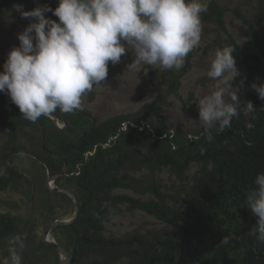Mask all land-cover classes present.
<instances>
[{"label":"trees","instance_id":"obj_1","mask_svg":"<svg viewBox=\"0 0 264 264\" xmlns=\"http://www.w3.org/2000/svg\"><path fill=\"white\" fill-rule=\"evenodd\" d=\"M18 2L31 9L43 5L54 9L59 0H0V10L8 13ZM255 9V22L235 10L249 28L247 51L229 32L226 12L215 0H209L202 14L204 23L214 24L228 46L235 48L241 68L233 88L241 105L251 101L256 109L251 113L241 109L231 128L223 131L198 128L189 137L174 129L163 97L145 103L135 114L102 121L86 107L62 113L64 118L57 111L54 114L67 121L60 129L49 116L34 123L24 119L10 96L0 92V106L9 111L0 149L4 170L0 193L23 196L21 201L7 200L8 209H0V262L9 256L12 237L20 234L26 236L22 264H61L60 251L43 236L55 221L74 215L75 203L67 193L50 190L46 184L50 176L63 172L67 162V174L55 185L77 196L79 214L71 223L54 225L51 233L68 255L64 264H264V242L249 234L258 217L246 205L257 173L264 172V100L252 87L264 83V0H256ZM45 15L58 21L52 12ZM213 47L210 44L205 51ZM202 50L201 41L180 70H162L169 93H179ZM125 122L133 125L122 130ZM194 166L198 168L191 173ZM165 169L186 180L183 192H165L160 182ZM123 205L147 213L163 227L108 234L107 223ZM25 206V216L17 213Z\"/></svg>","mask_w":264,"mask_h":264},{"label":"clouds","instance_id":"obj_2","mask_svg":"<svg viewBox=\"0 0 264 264\" xmlns=\"http://www.w3.org/2000/svg\"><path fill=\"white\" fill-rule=\"evenodd\" d=\"M208 2L59 0L54 9L43 5L31 10L17 5L21 18L30 23L18 33L19 46L7 54L3 71H0V92H6L24 119L34 123L57 111L64 118L63 114L84 110V97L107 79L109 63L118 64L129 51L134 54L132 63L127 65L129 70L149 65L178 71L188 54L200 45L202 14L207 11ZM47 12H52L58 21L47 17ZM234 51L235 48L227 46L218 49L207 70V76L217 83L215 90L197 103L198 120L205 131L214 127L221 131L231 128L233 118L239 117L241 109L245 113L256 110L251 101L241 105L240 94L232 86L240 75ZM252 87L259 99L264 100V83ZM62 123L64 126L66 120ZM129 125L133 124L125 122L122 130ZM246 126L253 125L247 123ZM3 173L0 169V175ZM47 181L50 190L60 188L53 177ZM254 184L256 187L247 195L246 205L258 221L249 234L264 242V172L257 173ZM51 233L48 240L56 243ZM25 240L26 236L20 234L12 237L9 256L0 264H22ZM223 242L227 243V238Z\"/></svg>","mask_w":264,"mask_h":264},{"label":"rangeland","instance_id":"obj_3","mask_svg":"<svg viewBox=\"0 0 264 264\" xmlns=\"http://www.w3.org/2000/svg\"><path fill=\"white\" fill-rule=\"evenodd\" d=\"M215 1L222 8L224 7L229 32L238 38L245 51L249 50V28L238 17L235 10L242 12L255 22L257 19L256 0ZM17 5H24V10H31L23 2L14 5L9 13L0 10V71H3V64L7 59L8 52L13 47L19 46L18 33L30 23V20L21 18L20 13L16 10ZM4 13L5 16H3ZM202 29L203 50L195 55L193 66L184 77L178 94H171L167 91L162 79V70L158 67L142 65L138 70H129L127 65L134 59V54L129 51L121 57L118 64L109 63L107 79L94 87L92 95L84 97L85 107L102 121L115 115L135 114L145 103L155 102L163 97L166 102L164 107L167 119L174 129L184 130L192 135L196 129L203 128L198 120L197 103L200 98L214 91L217 83V81L211 80L206 73L216 51L229 46L214 24L204 23L202 19ZM210 44H213L214 47L205 51ZM225 99L227 100L228 97L226 96ZM8 113L7 109L0 106V149L8 130ZM59 125L63 126V123L60 121ZM197 168L198 166H194L191 173L195 172ZM185 181L176 177L168 169L160 174V182L167 194L183 192ZM52 186L56 187L54 183ZM121 193L138 196L126 190ZM22 198V195L14 192H2L0 193V209H8L5 203L7 200L21 201ZM17 213L25 216L27 214L26 206L18 210ZM162 227L163 224L156 218L123 205L121 212L107 223V232L110 235L121 236L127 232H147Z\"/></svg>","mask_w":264,"mask_h":264},{"label":"water","instance_id":"obj_4","mask_svg":"<svg viewBox=\"0 0 264 264\" xmlns=\"http://www.w3.org/2000/svg\"><path fill=\"white\" fill-rule=\"evenodd\" d=\"M50 117L53 118L55 120V122L58 124L59 118L56 115L52 114V115H50ZM66 125H67V121H66V123H65V125L63 127H60L59 124H58L59 128H61V129H63ZM67 166H68V164L66 162L65 163V168H64L63 172L61 174H59L58 176L53 177L54 181H55L56 178H58V177L63 176V175L66 174ZM55 190L56 191H64L67 194H69L74 199L75 208H76L75 215H74V217L72 219L66 220V221H58L55 224H58V223H71L72 221H74L77 218V216L79 214V202H78V198L76 197L75 194H73L72 192H70L68 190H64V189H60V188H56ZM52 228H53V226L45 233L43 239L45 241H47V242H50V243L54 244L60 250L61 257H62L61 264H64V262L67 260V254H66V252L62 249V247L60 245H58L57 243H55L53 241L48 240V237L50 236V233H51Z\"/></svg>","mask_w":264,"mask_h":264},{"label":"bare ground","instance_id":"obj_5","mask_svg":"<svg viewBox=\"0 0 264 264\" xmlns=\"http://www.w3.org/2000/svg\"><path fill=\"white\" fill-rule=\"evenodd\" d=\"M8 1V0H7ZM4 5V4H3ZM14 5V4H13ZM13 5H12V7H13ZM25 5H27V4H25ZM2 6V5H1ZM0 6V7H1ZM22 6H24V5H22ZM3 7H1V9H2ZM10 8V7H9ZM25 8V7H24ZM224 8V7H223ZM230 8V7H229ZM26 9V8H25ZM229 11V10H228ZM9 13V12H8ZM11 13V12H10ZM222 13H224V12H222ZM6 15V14H5ZM220 15V14H219ZM224 15V14H223ZM217 16V15H216ZM223 17V16H222ZM221 17V18H222ZM4 18V17H3ZM217 18V17H216ZM211 22V21H210ZM217 22V21H216ZM219 23V22H218ZM219 26V25H218ZM216 32H218V31H216ZM225 33V32H224ZM223 34V33H222ZM215 35V34H214ZM216 36H217V34H216ZM228 37V36H227ZM229 38V37H228ZM215 39H217V38H215ZM227 39V38H226ZM234 39V38H233ZM224 41H225V39H223ZM228 42V41H227ZM230 44V43H229ZM236 46V45H235ZM249 53V52H248ZM243 56V55H242ZM236 57V56H235ZM240 59V58H239ZM238 60V59H237ZM237 63H239L238 61H237ZM239 65V64H238ZM241 66V65H240ZM239 68H241V67H239ZM238 68V69H239ZM105 147V146H104ZM98 150V149H97ZM206 176V175H205ZM210 179V178H209ZM47 185V184H46ZM45 235V234H44ZM250 236V235H249ZM44 237V236H43Z\"/></svg>","mask_w":264,"mask_h":264}]
</instances>
